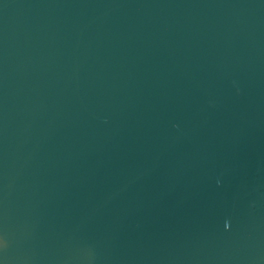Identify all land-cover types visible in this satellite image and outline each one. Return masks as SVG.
Masks as SVG:
<instances>
[{
    "label": "water",
    "instance_id": "1",
    "mask_svg": "<svg viewBox=\"0 0 264 264\" xmlns=\"http://www.w3.org/2000/svg\"><path fill=\"white\" fill-rule=\"evenodd\" d=\"M0 264H264V0H0Z\"/></svg>",
    "mask_w": 264,
    "mask_h": 264
}]
</instances>
